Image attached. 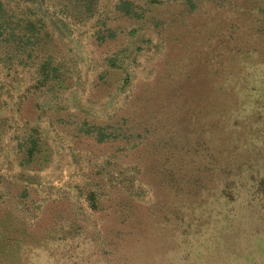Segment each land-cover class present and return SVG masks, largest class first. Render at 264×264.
<instances>
[{"label":"rangeland","instance_id":"1","mask_svg":"<svg viewBox=\"0 0 264 264\" xmlns=\"http://www.w3.org/2000/svg\"><path fill=\"white\" fill-rule=\"evenodd\" d=\"M113 2L54 27L73 79L59 122L42 92L18 98L27 79L0 78V212L12 217L0 225V264H264V38L256 30L246 51H225L222 93L203 95L211 111L196 112L205 123L194 129L167 104L179 83L213 89L206 15L164 25L173 46L148 22L117 19ZM31 126L51 147L42 167L16 159V133Z\"/></svg>","mask_w":264,"mask_h":264},{"label":"trees","instance_id":"2","mask_svg":"<svg viewBox=\"0 0 264 264\" xmlns=\"http://www.w3.org/2000/svg\"><path fill=\"white\" fill-rule=\"evenodd\" d=\"M169 2L175 5V14H168L170 10H165L163 7L164 3ZM98 5L99 0H0V68L3 70L0 78L28 80V84L18 94V98L25 104L27 101L32 103L33 97L41 92L52 99L56 107L51 114V119L52 116L56 118L62 108L59 104L62 92L73 85L71 73L65 65L64 55L58 50L60 37L54 27L60 31L63 30L67 17L75 21L90 18L98 10ZM252 9L256 10L255 13ZM112 12L117 15V19H123L132 25L137 24L138 27L148 22L173 46L176 36H171L170 39V30L163 34L161 30L164 25L174 26L175 20H182L188 15L193 17L198 14L206 15L199 23L201 25L199 35H202L199 39L203 43L209 40L212 43L209 50L212 54L216 53L213 63L217 72L215 71L211 76L213 89L207 85L202 91L196 88L198 83L193 82L194 87L191 90V85L183 82V86V83H179L178 86L172 87L174 97L167 104L169 109L174 106L176 111L178 107L179 116L183 118L186 126L194 127V129L200 128L205 123L201 114L196 112L211 111L203 95L216 97L222 93L218 88L221 84L220 78L223 77L219 69L225 67L228 57L225 51H229V54L230 51L236 53L240 48L246 51L249 43H247L248 39L244 40V37L251 36V32H259L264 38V0L250 2L248 0H114ZM106 22L104 19L99 26L103 30L107 29L110 35L114 34L115 28L111 23ZM219 23L221 27L217 26L215 31L214 26ZM212 26L215 32L211 31ZM135 29L130 27L129 31L133 32ZM119 30L125 31V28L121 27ZM238 43L241 45L237 46ZM256 43L257 41L251 42L250 46ZM184 45L183 41L181 46ZM202 50L203 47L197 50V53ZM111 65L119 66L116 59ZM174 72L175 69L170 65L167 72L163 74V78L171 76ZM195 75L196 72L191 78L199 82L200 79H195ZM215 79L218 80V86L214 83ZM186 80L187 77H185ZM139 95L140 92L137 91L133 100L137 101ZM175 101L179 102L175 105ZM53 103L47 104L51 106ZM33 107L37 109V105ZM36 112V116L45 113L38 110ZM52 120L59 122L58 119ZM87 122L86 118H83L82 122L79 121L76 124L77 130L86 132L83 126ZM196 133L199 135L200 130H196ZM16 134L17 162L22 166H45L51 158V147L38 129L34 126L24 127V130L19 129ZM183 152L181 153L185 154ZM185 156L187 157V154ZM190 178L191 176H188L185 180ZM8 216L11 221V214L8 215L5 211L0 212L1 226L4 227Z\"/></svg>","mask_w":264,"mask_h":264}]
</instances>
